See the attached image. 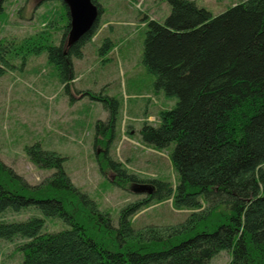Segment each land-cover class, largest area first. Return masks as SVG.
I'll return each instance as SVG.
<instances>
[{
	"label": "trees",
	"instance_id": "1",
	"mask_svg": "<svg viewBox=\"0 0 264 264\" xmlns=\"http://www.w3.org/2000/svg\"><path fill=\"white\" fill-rule=\"evenodd\" d=\"M92 1L98 19L75 41L68 39L64 0L59 44L50 42L46 30L0 41V76L10 57L25 62L46 52L67 88L75 77L72 59L83 57L100 24L103 7ZM166 1L170 13L164 21L148 19L142 62L155 76L154 88L175 104L159 110L156 125L144 122L139 134L154 150L170 148L175 183L140 178L110 156L119 101L86 90L109 111L102 161L114 174L111 182L121 188L151 183L154 191L122 206L115 224L108 210L71 181L63 156L37 142L25 146L34 164L54 171L31 185L0 160V239H26L17 246L19 264H209L222 250L230 254L227 264H264V0H239L217 14L194 0ZM103 47L109 52L114 42L105 38ZM104 125L97 121L96 131ZM161 202L188 214L177 223L136 220ZM32 208L65 227L45 232L41 216L5 218Z\"/></svg>",
	"mask_w": 264,
	"mask_h": 264
},
{
	"label": "rangeland",
	"instance_id": "2",
	"mask_svg": "<svg viewBox=\"0 0 264 264\" xmlns=\"http://www.w3.org/2000/svg\"><path fill=\"white\" fill-rule=\"evenodd\" d=\"M103 7L96 34L83 48L82 58H73L74 79L67 88L59 80L46 52L9 58L10 66L0 76V160L36 185L54 170L40 168L25 153V146L39 143L65 158L64 167L71 181L87 192L101 209L108 210L116 224L118 211L126 203L146 195L135 185L121 188L113 184V172L104 166L102 154L108 143L109 111L103 102L84 95L86 90L117 98L119 111L109 154L140 178H160L175 183L176 173L169 161L170 148L154 150L141 141L144 122L156 125L158 112L172 108L175 99L157 91L155 76L142 62L143 41L148 19L163 22L170 13L166 0H97ZM213 14L239 0H194ZM61 0H3L0 13V41L15 40L46 30L50 42L59 44L63 34ZM1 5V4H0ZM51 23L52 27H48ZM114 42L104 50V39ZM97 121L105 125L96 131ZM103 166V167H101ZM264 168V164L262 165ZM186 211H174L170 202L147 207L136 215L144 223L179 222ZM31 215L45 218V232L65 227L58 219L41 215L35 209L7 213L10 220ZM26 240V239H25ZM0 239V264H19L25 241ZM230 254L220 251L209 264H227Z\"/></svg>",
	"mask_w": 264,
	"mask_h": 264
},
{
	"label": "water",
	"instance_id": "3",
	"mask_svg": "<svg viewBox=\"0 0 264 264\" xmlns=\"http://www.w3.org/2000/svg\"><path fill=\"white\" fill-rule=\"evenodd\" d=\"M3 0H0V4ZM69 7L70 33L69 41H75L90 31L98 19L99 8L92 0H64ZM135 191L151 194V183L136 184Z\"/></svg>",
	"mask_w": 264,
	"mask_h": 264
}]
</instances>
